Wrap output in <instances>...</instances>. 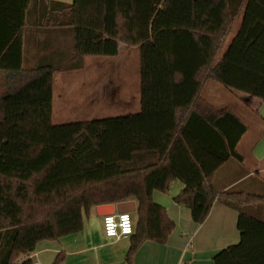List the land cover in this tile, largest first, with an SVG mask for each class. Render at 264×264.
Here are the masks:
<instances>
[{
	"label": "trees",
	"instance_id": "16d2710c",
	"mask_svg": "<svg viewBox=\"0 0 264 264\" xmlns=\"http://www.w3.org/2000/svg\"><path fill=\"white\" fill-rule=\"evenodd\" d=\"M33 19L71 36L75 63L25 68ZM122 45L140 50L141 111L54 124L55 75L86 57L116 58ZM209 81L264 101V0H0V264H36L39 243L81 232L93 207L129 199L138 204L130 251L165 245L175 223L153 193L175 180L185 189L174 201L197 225L216 201L239 212L241 241L215 264H264V182L249 192L215 186L225 164L243 160L248 127L204 98Z\"/></svg>",
	"mask_w": 264,
	"mask_h": 264
},
{
	"label": "crops",
	"instance_id": "0c3cea01",
	"mask_svg": "<svg viewBox=\"0 0 264 264\" xmlns=\"http://www.w3.org/2000/svg\"><path fill=\"white\" fill-rule=\"evenodd\" d=\"M49 1L71 4L74 0ZM239 18L241 23L242 15L237 20ZM32 22L26 28L25 68L34 69L43 62L63 63L62 50L68 48L70 50L71 36L63 30L48 32L36 25L39 23H36L34 19ZM123 47L127 48L122 45L121 50ZM210 82L214 81L208 83ZM208 83L203 90V96L211 105L217 107L205 96ZM134 101L137 102V100ZM138 104L140 109L136 113L141 111V92ZM232 112L242 120L234 111ZM254 113L264 123V101H259ZM243 123L247 125L244 121ZM247 127L248 132L237 147L243 160H230L215 176V186L219 192L232 189L254 191L259 188L260 182H264V132L262 131V135L247 138L251 131L248 125ZM259 129H263L262 125ZM184 189V183L175 180L170 184L167 192L154 191L153 193V201L163 206L168 217L175 223V230L165 245L147 241L136 251L131 252L132 236L120 240L107 238L103 230V217H98L96 207H93L90 213L84 216V229L81 232L61 237L56 241H42L30 258L34 259L36 264H53L59 254H62L60 264H215L214 256L217 252L237 245L241 241L238 229L239 212L216 201L205 222L197 225L193 221L191 210L174 201ZM124 202L133 204L135 211L130 213L135 223L138 208L136 199ZM120 203L112 205L116 208Z\"/></svg>",
	"mask_w": 264,
	"mask_h": 264
},
{
	"label": "rangeland",
	"instance_id": "374dc122",
	"mask_svg": "<svg viewBox=\"0 0 264 264\" xmlns=\"http://www.w3.org/2000/svg\"><path fill=\"white\" fill-rule=\"evenodd\" d=\"M239 24L240 18L227 38L220 56L237 34ZM68 53V49L62 50V55L65 54L64 65L76 62L67 58ZM139 53L138 47H123L119 57H86L78 61L72 69L56 74L53 123L59 125L83 122L138 112ZM205 96L217 107L234 111L251 128L247 138L263 134L264 123L254 113L259 105L258 99L226 89L216 82L208 83ZM260 125L263 127L261 130Z\"/></svg>",
	"mask_w": 264,
	"mask_h": 264
},
{
	"label": "built area",
	"instance_id": "2783aa9c",
	"mask_svg": "<svg viewBox=\"0 0 264 264\" xmlns=\"http://www.w3.org/2000/svg\"><path fill=\"white\" fill-rule=\"evenodd\" d=\"M104 234L109 239L120 240L131 237L135 231L133 216L130 212H122L103 217Z\"/></svg>",
	"mask_w": 264,
	"mask_h": 264
},
{
	"label": "water",
	"instance_id": "95a60500",
	"mask_svg": "<svg viewBox=\"0 0 264 264\" xmlns=\"http://www.w3.org/2000/svg\"><path fill=\"white\" fill-rule=\"evenodd\" d=\"M133 204L129 202H122L116 206L112 204L101 205L96 207V215L98 217H104L106 215L122 213V212H134Z\"/></svg>",
	"mask_w": 264,
	"mask_h": 264
}]
</instances>
